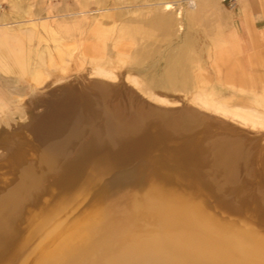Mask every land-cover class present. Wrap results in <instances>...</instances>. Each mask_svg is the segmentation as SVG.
I'll return each instance as SVG.
<instances>
[{"label":"rangeland","instance_id":"374dc122","mask_svg":"<svg viewBox=\"0 0 264 264\" xmlns=\"http://www.w3.org/2000/svg\"><path fill=\"white\" fill-rule=\"evenodd\" d=\"M234 10L221 0H0V188L40 157L99 150L102 128L123 125L124 101L125 115L158 110L141 117L161 115L151 119L160 130L197 120L187 137L207 146L218 194L263 200L264 65L238 55Z\"/></svg>","mask_w":264,"mask_h":264},{"label":"bare ground","instance_id":"6f19581e","mask_svg":"<svg viewBox=\"0 0 264 264\" xmlns=\"http://www.w3.org/2000/svg\"><path fill=\"white\" fill-rule=\"evenodd\" d=\"M127 106L96 152L40 157L0 188V264H264V199L218 194L207 146L187 137L198 121L160 130L141 117L158 110Z\"/></svg>","mask_w":264,"mask_h":264},{"label":"crops","instance_id":"0c3cea01","mask_svg":"<svg viewBox=\"0 0 264 264\" xmlns=\"http://www.w3.org/2000/svg\"><path fill=\"white\" fill-rule=\"evenodd\" d=\"M232 16L231 38L238 55L245 56L247 65H264V0H239ZM228 78L234 79L231 75ZM240 79L250 85L253 78L242 74Z\"/></svg>","mask_w":264,"mask_h":264},{"label":"built area","instance_id":"2783aa9c","mask_svg":"<svg viewBox=\"0 0 264 264\" xmlns=\"http://www.w3.org/2000/svg\"><path fill=\"white\" fill-rule=\"evenodd\" d=\"M222 3L227 5L229 9H234L237 6V0H221Z\"/></svg>","mask_w":264,"mask_h":264}]
</instances>
